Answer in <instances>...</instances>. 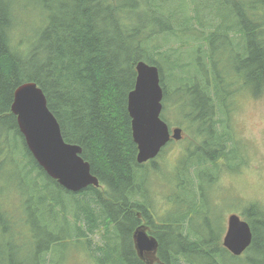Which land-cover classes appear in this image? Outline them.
<instances>
[{
    "label": "trees",
    "instance_id": "16d2710c",
    "mask_svg": "<svg viewBox=\"0 0 264 264\" xmlns=\"http://www.w3.org/2000/svg\"><path fill=\"white\" fill-rule=\"evenodd\" d=\"M219 4L221 15L206 5L201 8L209 12H201L195 0H0V193L10 183L4 171L11 154L20 155L16 165L21 167L23 187L18 188L28 213L19 220L2 206L0 264H59L58 248L63 251L83 238V247L91 251L87 237L102 226L103 244L93 252L102 253L104 264H145L132 239L140 225L157 240L155 264H264V210L255 202L241 206L252 241L242 255L234 256L221 242L223 213H215L220 203L210 200L220 164L233 171L245 160L224 127L231 114L226 102L232 83L226 76L229 69L243 73L244 84L255 95L263 89L264 0ZM35 11L38 19L28 21L27 15ZM216 17V24L230 25L228 33L246 31L252 41L247 57L229 65L225 60L224 67L214 55ZM14 33H22L19 49ZM191 33L207 44L204 62L193 67L169 59L178 51L165 49L162 42ZM139 60L157 66L163 108L164 72H171L175 94H180L178 111L186 113L194 140L182 147L169 170L174 186L170 208L158 217L151 211L149 174L167 170L165 164L157 168L156 162L172 140L154 160L136 162L127 94ZM26 81L41 88L63 139L81 147L98 187L67 191L35 161L10 111L14 90ZM219 106L224 119L215 118ZM32 207L37 219L29 214ZM20 224L27 227V238L17 228L11 233Z\"/></svg>",
    "mask_w": 264,
    "mask_h": 264
},
{
    "label": "rangeland",
    "instance_id": "374dc122",
    "mask_svg": "<svg viewBox=\"0 0 264 264\" xmlns=\"http://www.w3.org/2000/svg\"><path fill=\"white\" fill-rule=\"evenodd\" d=\"M195 1L201 5L199 8L206 5L210 9L212 8L211 11L214 10V12H217L218 15H221L219 4L220 0H212L208 3L200 0ZM243 2L245 4L246 2L251 3V0H243ZM201 12L206 13L209 12V10H203L201 8ZM27 18L28 21L33 19L37 20L38 13L36 11L31 12L30 15H27ZM214 21L216 24L218 22V17H216ZM28 27H31V25L28 24ZM211 30H213V27H211ZM231 34H233V32H231ZM21 39L22 33L13 34L12 40L14 42H18V49L21 48ZM162 42L166 43L164 46L165 49L173 48V51H178H170L172 54H176V56H171V58H169L172 61L184 64L191 63V67L195 64L204 62L203 55L207 49V44L204 40L197 39L196 41L194 33L189 34V36H179V39L173 36H168V39L163 40ZM231 62L232 60H229L228 65ZM220 65L223 67L227 66L224 56L221 58ZM164 73L167 76V97L163 112H161V117L167 121L170 127H181L183 137L179 141H172L166 147L162 157L157 158V168H162L165 164L166 166L164 167L167 169L165 170L166 173L160 169L157 174H149L150 186L148 185V188H150L149 195L152 200L151 211L156 217L161 216V214L165 213L167 208H170L168 196L174 186L169 180L171 174V171L169 170H171L173 165L177 162V158L180 155L182 147L189 143H194L192 138V128L187 120L186 113L178 111V98L180 97V94H175V87L171 83V72L167 70ZM243 76V73L235 74L233 72H227L226 79L230 81L232 85L229 86V89L231 88V94L227 97L226 105L231 110V114L230 120L228 123H224V127L233 135V139L230 144L232 146L236 144L242 154L244 153L243 155L245 160L244 163L239 164V166H237V168L233 171L228 170L225 166L220 164L221 168H219L218 176L216 178L217 186H213L214 188L210 197L212 202L219 201L220 203L219 207L216 208L215 213H223V234L226 229L227 216L230 213H236L243 218V214H241L243 211V207H241L242 205L249 202H255L261 209L264 210V87L263 89H260L257 95H255L251 87L244 84L245 82ZM236 99L237 102L234 104ZM216 110L217 114L215 118H226V113H224V115L223 112H221V106L217 107ZM218 126L219 124H217V127ZM19 146L22 147L21 143ZM17 161H22L20 155L15 156L14 154H11L10 162L6 164L4 177L9 178L10 183L7 190L4 191L3 194L0 193V206H4L6 211L12 213L17 217V219L21 220L27 219L28 213L27 207L23 203L24 197H22L19 192V188L23 186L21 184V167H17ZM224 163L227 165V161ZM232 163L233 162H230V164ZM234 165H236V163H233V166ZM146 166L149 167V164H146ZM100 189H103V187L101 186ZM33 211L34 207L29 210V214L33 215L34 218L37 219V217H35L36 214L33 213ZM42 219H45V217L42 216ZM69 219L71 218L69 217ZM214 219L217 218L215 217ZM144 223L145 222L142 221V224ZM215 225H217V223H215ZM16 228L19 232L28 235V229L24 224L15 225L14 229ZM144 228L146 231L148 230L147 227ZM5 235V238L7 239L11 237L10 233ZM102 236H104L103 226L100 227L98 231H95L94 234L88 235L87 239L90 240L89 249H91V251H87L86 247H83L86 242V239L83 238L80 239L79 242L71 241L70 245L63 251L58 248L56 258L58 259L59 264H100L101 262H103L101 264H104V257L102 253L98 255V252H93V248L96 247V245L100 246L103 244ZM156 261L157 258L154 256L150 257L148 264H155ZM226 261L230 263L231 259L228 258Z\"/></svg>",
    "mask_w": 264,
    "mask_h": 264
},
{
    "label": "water",
    "instance_id": "95a60500",
    "mask_svg": "<svg viewBox=\"0 0 264 264\" xmlns=\"http://www.w3.org/2000/svg\"><path fill=\"white\" fill-rule=\"evenodd\" d=\"M135 82L127 94V112L130 117L131 136L136 144V162L154 159L170 140H180L181 127H173L161 118L163 90L157 66L139 60L135 65ZM10 111L24 143L43 171L64 189L79 192L88 186H99L90 165L80 153L81 147L66 142L60 126L49 110L41 88L33 81L21 83L13 92ZM138 253L155 251L157 240L143 225L133 234ZM250 225L238 214L227 217L223 247L234 256L241 255L251 244Z\"/></svg>",
    "mask_w": 264,
    "mask_h": 264
},
{
    "label": "flooded vegetation",
    "instance_id": "af4514ba",
    "mask_svg": "<svg viewBox=\"0 0 264 264\" xmlns=\"http://www.w3.org/2000/svg\"><path fill=\"white\" fill-rule=\"evenodd\" d=\"M228 26H230V25H226V24L225 25H219L218 24L216 26V29L218 28V31L215 33L216 41L214 43L216 46V51H215L214 55H215V59L218 60L219 63L221 61L222 56H224L225 60H228V61L229 60L233 61L236 58L242 59V58L247 57L249 54L250 45L252 44V41H249V39H248V35H247L246 31L243 32L242 30L236 29L235 30L236 33L231 34L228 32L232 31V28H227ZM238 27H242V26H238ZM213 30H215V26L213 27ZM229 72H231V73L233 72V73L237 74L236 71H234V70L229 69ZM236 102H237V99H236L234 104H236ZM171 128H173V127H171ZM152 160H154V159L148 160L144 163L150 162ZM141 164H143V163H141ZM2 209H3L2 206H0V220L2 218V215H1ZM11 219H13V218H11ZM14 230H16V229H12V232H11L12 234H13ZM22 236H23V238H27L26 234L22 233ZM134 251H135L136 255L145 264H148L150 257L154 256L155 258H157V256H156L157 249L154 252L153 251H143L140 254L137 252V250L135 249V246H134Z\"/></svg>",
    "mask_w": 264,
    "mask_h": 264
}]
</instances>
